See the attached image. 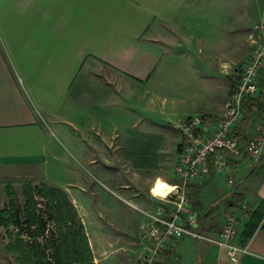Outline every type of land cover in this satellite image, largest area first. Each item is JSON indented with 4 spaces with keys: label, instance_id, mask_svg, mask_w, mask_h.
<instances>
[{
    "label": "crops",
    "instance_id": "crops-1",
    "mask_svg": "<svg viewBox=\"0 0 264 264\" xmlns=\"http://www.w3.org/2000/svg\"><path fill=\"white\" fill-rule=\"evenodd\" d=\"M188 4L189 0H0V178L42 180L61 191L83 228L93 264H123L129 253H143L148 247L142 229L147 219L141 211H154L163 197H155V182L148 191L143 187L136 193L123 179L113 194L98 182L109 197L89 186L65 190L58 137L76 147L81 135L93 129L102 134L103 128L93 124L103 121L96 107L113 101L115 94L108 96L107 88L113 92L116 85L174 93L169 104L157 110L149 100L148 115L153 119L158 114L172 123L195 114L210 119L223 114L237 69L221 84L219 63L187 49L201 38L183 34ZM194 57L193 70L187 62ZM191 88L205 95L186 103L182 93ZM87 90L94 92L81 96ZM263 113H253L242 127L243 144L256 135ZM106 135L109 141L104 145L113 147L118 127L112 126ZM133 151L126 152L127 159L137 170L153 168L156 157L151 166H141L131 156ZM176 157L177 151L175 161ZM166 184L173 188L179 181L172 178ZM185 195L186 215L195 221L192 228L203 234H217L225 215L234 212L240 226L233 243L246 252L230 259L215 245L182 236L167 244L156 264H264V153L257 160L245 153L228 157L226 171L187 183ZM240 203L247 205L246 211L239 210ZM260 206L259 222L247 238L246 226Z\"/></svg>",
    "mask_w": 264,
    "mask_h": 264
},
{
    "label": "rangeland",
    "instance_id": "rangeland-1",
    "mask_svg": "<svg viewBox=\"0 0 264 264\" xmlns=\"http://www.w3.org/2000/svg\"><path fill=\"white\" fill-rule=\"evenodd\" d=\"M188 5L189 17L183 26V32L185 31L183 34L187 35V39L193 37L194 33L201 38L199 43H193L191 47L186 48L192 52V55L198 52V57L219 63V83L222 84L226 81V75L232 73L233 77L243 57L250 53L252 27L264 12V0H189ZM188 61L190 68L194 70L195 57ZM118 86H113V92L110 91L111 88H107L108 96L111 93L115 94L111 95L112 99L109 98L113 100L111 103L109 101V104L96 107V109L100 108L99 115H102V119L99 120L103 121L93 124L97 125L98 129L100 126L103 128L102 134L93 129L91 133L78 138L79 145L76 147L70 146L62 137H58L62 149L58 152V158L66 171L63 179L64 189H73L79 185L87 188L89 186L99 195L108 196L98 186V182L107 186L103 189L112 193L119 192L116 185L124 180V184L136 193L138 188L147 189L155 182L151 189L154 194L160 195L159 193H163L168 188L166 182L172 178L177 179L174 164L180 136L171 123L164 121V118L158 114L154 119L149 116L147 105L150 100L154 102L157 110L160 106L169 104L170 95L174 93L159 88H152L151 91L147 86H135L132 89ZM84 92L90 94L94 91H81V96H84ZM183 92L182 100L186 103H190L195 95H205L202 89L191 88ZM90 97L94 96L90 95ZM112 126L118 127V136L113 138L114 146L109 147L104 143L109 141L106 133ZM137 146L155 147L156 160L152 169L137 170L132 161L127 159L129 151L136 149ZM47 173L50 179L52 170L48 169ZM40 181L27 178H0V264H23L24 256L28 257L26 264H40L42 261L54 263L49 254L53 252L58 236L67 228L68 223L63 220L57 221L56 216L54 218L57 211L53 206H56V202L53 203L46 196ZM159 181L163 184L160 185ZM44 183L50 186L46 181ZM10 191L13 194H10ZM29 202L33 210L46 222L44 235L37 240L39 246L45 250L47 256L45 261L34 259L29 249L33 241L27 236V227L24 224ZM11 206L20 213L21 228L13 224L11 214L9 216L1 214L3 210L10 213ZM10 219L11 222L4 223V220L10 221ZM71 227L72 231L77 230V223ZM129 254L128 260L123 261V264H139L142 253Z\"/></svg>",
    "mask_w": 264,
    "mask_h": 264
},
{
    "label": "built area",
    "instance_id": "built-area-1",
    "mask_svg": "<svg viewBox=\"0 0 264 264\" xmlns=\"http://www.w3.org/2000/svg\"><path fill=\"white\" fill-rule=\"evenodd\" d=\"M250 38L251 52L237 69L238 77L230 90L223 114L218 119L195 114L171 123L180 136V148L174 164L179 184L173 186L174 191L163 197L154 211H141L147 219L142 229L148 247L139 264H156L167 244L182 236L215 245L225 250L230 259L246 252L233 243L240 226V219L234 212L225 215L215 235H206L192 228L195 221L186 215L188 200L185 186L208 176L210 167L213 173L226 171L228 157L238 158L245 153L250 159L257 160L264 153V113L256 135L246 143L240 141L235 131L244 117L241 105L245 98L262 97L264 105V12L254 23ZM239 210L246 211L247 205L240 203Z\"/></svg>",
    "mask_w": 264,
    "mask_h": 264
},
{
    "label": "trees",
    "instance_id": "trees-1",
    "mask_svg": "<svg viewBox=\"0 0 264 264\" xmlns=\"http://www.w3.org/2000/svg\"><path fill=\"white\" fill-rule=\"evenodd\" d=\"M241 109L243 111L244 117L236 129V133L237 136L240 137V141H242L240 131L242 130V127L246 125V123L251 119L253 113L264 112L262 97L245 98L242 101ZM154 148L155 147L147 148L146 146L137 147L134 149L131 156L135 159V162L139 163V165L146 166V164H150L151 166L153 163L152 160L155 157V155H153ZM179 148L180 144L177 146V152L179 151ZM210 174H213L211 167ZM42 189L46 193V196L53 201V203L56 202V206H53L57 211L56 215H54V218L56 216L57 221L63 220L65 223L67 221L68 225L67 228L61 231L62 233L58 236L56 247H54L53 252L49 254L54 263H51L50 261L43 263L42 260L45 261L47 256L45 250L39 246L37 240L43 237L44 230L46 228V222L37 214V212L33 210L32 204L29 202V208L26 214L27 218L24 220V224L27 227V236L33 241L31 247L29 248L32 253L31 256H33L34 259H40L42 261L40 264H93L91 262V254L82 226L77 224V230L72 231L71 226L74 227V224H76V215L70 202L65 198L62 192L57 189H52L46 185H42ZM10 194L13 193L10 191ZM9 209H11L10 213L3 210L1 211V214L4 216H9L11 214L10 218H12L13 224L21 228L19 211L13 206H11ZM261 209L262 206L258 207L257 210H255V212L251 215L246 226L245 237L248 238L251 232L256 228L260 219ZM8 222H11V219L10 221L4 220V223ZM22 259L24 261L23 264H26L28 257L24 256Z\"/></svg>",
    "mask_w": 264,
    "mask_h": 264
},
{
    "label": "bare ground",
    "instance_id": "bare-ground-1",
    "mask_svg": "<svg viewBox=\"0 0 264 264\" xmlns=\"http://www.w3.org/2000/svg\"><path fill=\"white\" fill-rule=\"evenodd\" d=\"M159 184L162 185L163 183L161 181H159ZM168 190V191H166ZM163 193H159L160 195H158V193H155L157 195H155V197H166L168 195H170L173 191H174V187L173 188H167Z\"/></svg>",
    "mask_w": 264,
    "mask_h": 264
}]
</instances>
